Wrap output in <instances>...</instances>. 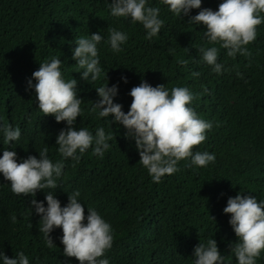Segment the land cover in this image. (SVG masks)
<instances>
[{
	"label": "trees",
	"instance_id": "16d2710c",
	"mask_svg": "<svg viewBox=\"0 0 264 264\" xmlns=\"http://www.w3.org/2000/svg\"><path fill=\"white\" fill-rule=\"evenodd\" d=\"M222 2L202 0V8L218 10ZM110 4L111 0H0V129L11 125L21 130L19 140L8 144L0 130V157L8 148L17 153L18 162L30 155L39 159V151L47 146L52 162L65 165L56 178L57 189L38 190L35 197L14 194L0 173V252L15 258L23 251L29 264H80L64 255L62 228L53 229L55 245L46 246L39 231L41 216L31 205L35 198L47 207L46 192H51L63 207L69 194L79 190L85 215L91 206L112 226V247L101 257L109 264H195V247L211 238L217 240L225 264H238L230 247L238 237L229 223L231 214L223 209L229 197L241 192L264 201V23L257 27L256 40L246 46L251 56L233 58L227 49L208 42L206 26L189 23L202 8L178 17L162 0H148L147 6L159 7L164 20L149 40L141 23L113 17ZM109 27L128 35L120 52L108 43ZM91 33L103 36L97 45L102 73L95 82L81 79L83 69L72 58L76 38ZM213 46L219 49L222 73L213 72L198 51ZM53 57L62 60L66 80L78 81L82 115L74 127L87 128L93 136L100 127L106 135L111 133L103 157L93 155L94 143L83 154L77 150L78 162L61 157L56 139L67 122L44 116L35 89L26 91L32 73ZM180 60L188 63L181 65ZM142 79L154 87L164 84L169 92L186 87L199 94L190 107L213 127L193 151L214 153L215 162L197 167L190 158L181 160L179 171L155 183L139 163L135 140L126 138L127 129L112 124L114 117H99V109L91 111L99 99L96 88L118 84L114 102L127 113L129 93ZM256 264H264V251Z\"/></svg>",
	"mask_w": 264,
	"mask_h": 264
},
{
	"label": "clouds",
	"instance_id": "9594fccd",
	"mask_svg": "<svg viewBox=\"0 0 264 264\" xmlns=\"http://www.w3.org/2000/svg\"><path fill=\"white\" fill-rule=\"evenodd\" d=\"M162 3L178 17L189 16L192 9L202 8V0H162ZM147 4L148 0H111L109 7L113 17H130L133 23H141L147 30L146 39L150 40L160 32L164 20L160 18L159 7ZM262 13L264 0H223L218 10L202 8L197 15L190 17L189 23L206 26L204 35L208 42L227 49L228 56L235 58L240 54L250 57L251 52L246 46L257 38V27L264 23ZM108 32L111 49L122 51L121 45L127 42L128 35L111 27ZM102 40L103 36L99 33L75 40L77 46L72 58L83 69L81 79L85 81L95 82L101 76L97 45ZM198 51L203 61L212 66L213 72L222 73L224 66L217 62V47H201ZM179 63L186 65L188 61L180 60ZM61 64L62 60L55 57L40 63L39 69L27 80L26 91L35 89L39 110L44 116L53 115L58 123L67 122V127L60 130L56 139L61 157L78 162L77 150L83 154L93 143V155L103 157L110 147L108 141L113 137L111 133L106 135L103 127L96 130L95 136L87 128L77 130L74 127L77 118L82 115L83 100L78 97L77 79L66 80ZM192 75L200 74L193 72ZM237 75L241 73L237 72ZM122 80L128 82L127 77H122ZM96 91L99 99L93 102L91 111L99 109V117H114L112 124L127 129L125 136L135 140L141 157L139 163L148 170L153 182L159 183L165 175L179 171L177 165L181 160L190 158L191 165L197 167H207L215 162L214 153L193 151L207 139L206 133L213 125L190 107L199 94L194 95L189 88L174 87L169 92L164 84L154 87L142 79L129 93L132 103L127 113L123 111V105L114 102L118 84L111 87L106 84L96 88ZM0 130L3 131L5 144L17 141L21 136L18 126L5 125ZM48 152L45 146L39 151V159L30 155L18 162L17 153L5 148L0 157V173L10 181L14 194L35 197L38 190L57 189L56 178L62 175L65 165L62 161L53 163ZM46 193L47 207L43 201L35 198L31 201L35 212L41 216L39 231L44 235L46 246L52 248L55 245L50 233L54 228H62L61 242L65 256L75 257L80 264H109L108 259L101 257L114 241L111 224L91 206H88V214L85 215L84 205L78 199L81 195L79 190L69 194V202L63 207L55 194ZM223 211L231 214L229 223L238 237V242L230 245L231 253L238 264H256L264 251V201L258 202L255 196H245L241 192L228 198ZM194 256L195 264H225L226 259L215 238L208 239L206 244L200 241L194 249ZM0 259L3 264H29L23 251L15 258L0 252Z\"/></svg>",
	"mask_w": 264,
	"mask_h": 264
},
{
	"label": "rangeland",
	"instance_id": "374dc122",
	"mask_svg": "<svg viewBox=\"0 0 264 264\" xmlns=\"http://www.w3.org/2000/svg\"><path fill=\"white\" fill-rule=\"evenodd\" d=\"M243 159H248L247 157H243Z\"/></svg>",
	"mask_w": 264,
	"mask_h": 264
}]
</instances>
